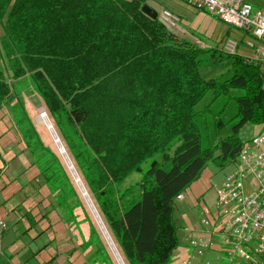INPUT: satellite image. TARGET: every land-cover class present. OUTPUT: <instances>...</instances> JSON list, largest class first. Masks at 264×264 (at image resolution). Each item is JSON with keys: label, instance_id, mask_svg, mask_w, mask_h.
Wrapping results in <instances>:
<instances>
[{"label": "trees", "instance_id": "1", "mask_svg": "<svg viewBox=\"0 0 264 264\" xmlns=\"http://www.w3.org/2000/svg\"><path fill=\"white\" fill-rule=\"evenodd\" d=\"M144 5L0 0V111L16 99L9 113L20 122L17 84L26 82L123 263L170 264L177 196L209 164L237 156L244 124L264 126L263 66L176 36ZM21 129L50 192L75 197L28 119ZM88 244L101 264H116L94 229Z\"/></svg>", "mask_w": 264, "mask_h": 264}, {"label": "rangeland", "instance_id": "2", "mask_svg": "<svg viewBox=\"0 0 264 264\" xmlns=\"http://www.w3.org/2000/svg\"><path fill=\"white\" fill-rule=\"evenodd\" d=\"M160 1V5L169 10L174 11L178 7L187 8L180 0ZM248 2L254 8L264 9V0H248ZM177 24L180 28L188 29L194 33V36L203 37L204 41L195 42L199 47L223 49L224 39L219 41V36L224 35L215 28L216 25H221L215 19L210 18L209 23H201L198 20L191 25L180 22ZM227 28L232 33L230 36L240 34L229 26ZM172 31L179 37L182 33L186 34L178 29ZM183 38L191 40L188 36ZM242 48L238 46L237 51L242 50L247 53L245 56H252L250 50L245 46ZM20 83L17 84L19 88L18 101L22 104V111L25 112V115L20 111V122L12 120L9 108L17 101L16 99L4 108L8 114L0 111V219H3L7 225L1 242L3 254L0 255V261L2 264H101L93 255L97 245H86L90 239L91 229H94L107 252L118 264L116 261L118 258L116 256L115 259L114 250H111L112 246L102 234L87 202L86 198L91 202L90 197L88 194L83 196L84 192L75 182L76 178L78 177L80 180V177L69 159L65 143L59 138L47 114V121L51 124L55 136L40 122L41 114L46 113L40 97L26 82ZM27 119L31 122L43 145L61 160L75 185L77 195L68 198L66 203L58 202V194H52L48 186L45 185L38 173L39 169L34 163L32 153L22 140L24 133L21 128ZM263 130L264 126L261 124L246 123L238 132L239 141L243 144ZM62 149L64 152L61 151ZM217 153L220 155L219 151ZM233 160L223 165L209 164L182 193L183 199L174 202L177 247L173 251L170 264H183L190 256L189 235L199 232L198 217L202 209L209 208L215 212L216 190L221 186L226 176L234 170ZM67 161L70 166L72 165L73 171L69 169ZM74 173L77 177H74ZM137 179L136 174L132 175V181ZM257 187L258 183L254 178H250L244 183L246 194H250ZM84 191L87 193L85 187ZM35 197L40 199L38 203H36ZM54 208L58 209L60 220L56 217L58 214ZM94 210L96 211V209ZM44 221L51 227L44 225ZM42 225L52 229L50 234L47 233L44 238H41V235L43 236Z\"/></svg>", "mask_w": 264, "mask_h": 264}, {"label": "built area", "instance_id": "3", "mask_svg": "<svg viewBox=\"0 0 264 264\" xmlns=\"http://www.w3.org/2000/svg\"><path fill=\"white\" fill-rule=\"evenodd\" d=\"M181 1L242 35L244 46L253 54L249 59L263 66L264 89V9L254 8L247 0ZM158 16L170 30L179 29V19L172 12L163 10ZM238 46L237 40L228 38L222 50L237 53ZM233 163L234 170L216 190L215 212L200 211L199 232L189 235L191 254L183 264H264V130L241 145ZM250 178L258 187L246 194L244 183ZM182 199V194L176 198ZM6 229L0 219V255Z\"/></svg>", "mask_w": 264, "mask_h": 264}, {"label": "crops", "instance_id": "4", "mask_svg": "<svg viewBox=\"0 0 264 264\" xmlns=\"http://www.w3.org/2000/svg\"><path fill=\"white\" fill-rule=\"evenodd\" d=\"M145 3H146V5L149 7V8H151L153 11H155V12H157V14L159 15V13L160 12H162L163 10H168V11H170V12H172L175 16H177L178 17V19H179V22L181 23V24H193L195 21H198L199 20V22H201V23H209V19L210 18H212V19H215V21H217L218 23H220L221 25H225V24H223L222 22H220L218 19H216V18H214V17H212V16H210V15H208V14H206V13H204V12H198V11H196V10H194L193 8H191L190 6H188V5H186L185 3H184V5L187 7V8H180V7H178L177 9H175L174 11L173 10H169V9H167L166 7H164V6H162V5H160V0H143ZM181 1V0H180ZM248 1V0H247ZM194 18H193V17ZM210 17V18H209ZM189 20H191V21H189ZM214 23V22H213ZM221 25H219L218 24V26L216 25L215 26V28H217V30L222 34V35H224V36H219V41H221L222 39H228V38H235V40H237L238 41V44H239V46H241V47H243L244 48V40L242 39V35L241 34H239L238 36H230L232 33L230 32V30L227 28V26H221ZM211 26V25H210ZM179 27V26H178ZM178 30H182V31H184L186 34L184 35L183 33L181 34V38H183V37H185V36H188V37H190V42H192V43H194L195 44V42H201L200 40H202V41H204V39H203V37L202 36H194V33H192V32H190L188 29H182V28H180L179 27V29ZM173 32V31H172ZM237 32V31H236ZM174 34H175V32H173ZM177 33V32H176ZM176 35V34H175ZM191 35V36H190ZM212 37H218V36H212ZM242 48V49H243ZM251 52V51H250ZM237 53L239 54V55H242V56H244V57H246V58H250V57H247V56H245V54H247L246 52H243L242 50L241 51H237ZM252 53V52H251ZM253 55V54H252ZM252 57V56H251ZM1 111H3L4 113H6V114H8L4 109H2ZM39 173V172H38ZM35 196V195H34ZM34 196H32V197H34ZM36 199V203H38L39 201H40V199L39 198H37V197H35ZM54 210H58V209H56V208H54ZM57 216L56 217H58L59 218V220L61 219L60 218V216H59V213H58V211H57ZM44 225H46V226H48L49 228L51 227L50 226V224H48V223H46L45 221H44ZM48 227H44L43 225H42V229H43V236L41 235V238H44V236L48 233V234H50V231H52V229H49ZM66 245L64 244V247H65ZM81 247V246H80ZM2 254L3 253H1V256H2ZM0 256V257H1ZM0 264H2V262L0 261Z\"/></svg>", "mask_w": 264, "mask_h": 264}, {"label": "water", "instance_id": "5", "mask_svg": "<svg viewBox=\"0 0 264 264\" xmlns=\"http://www.w3.org/2000/svg\"><path fill=\"white\" fill-rule=\"evenodd\" d=\"M142 11H143L146 15L150 16V17L153 18V19H155V18L158 16L157 12L153 11V10H152L151 8H149L147 5H144V6L142 7ZM50 127H51V126H50ZM218 155H219V153L216 152V153H215V157H217ZM71 168H73L72 165H71ZM74 174H75V173H74ZM75 176L77 177L76 174H75ZM75 182H76V183H77V182H80V180H79L78 177L76 178ZM80 183H81V182H80ZM81 186H82V184H81ZM80 190H83V192H84V193H82L83 196L87 195V193L84 191V187H83V186H82V188H81ZM91 202H92V201H91ZM104 227H105V226H104ZM106 232H107V230H106ZM107 234H108V232H107ZM108 239L110 240V244L112 245L111 250H114V251H113V254H115V255H114L115 259H116V256H117V258H118V259H116V261L118 262V264H124L123 261H122V259H121V257H120V255H119V253H118V251H117V249H116V247H115V245H114V243L112 242V240H111L109 234H108Z\"/></svg>", "mask_w": 264, "mask_h": 264}, {"label": "bare ground", "instance_id": "6", "mask_svg": "<svg viewBox=\"0 0 264 264\" xmlns=\"http://www.w3.org/2000/svg\"><path fill=\"white\" fill-rule=\"evenodd\" d=\"M40 118H41V119H39L40 122L43 123V124L48 128V130H50V132L52 133V135L55 136V133L53 132L52 126H51V124L49 123V121H47V118H46L45 116H43L42 114H41ZM50 126H51V127H50ZM67 162H68V161H67ZM68 167H69V169H70L71 171H73L72 168H71V166H70V163H69V162H68ZM74 177H76L75 174H74ZM77 183H78L79 187L82 188L81 185L79 184V182H77ZM81 191H83V190H81ZM85 196H87V195H85ZM86 199H87V202H88L90 208H91L92 211H93V214H94V216H95V218H96V221H97V223H98V225H99V227H100V229H101V231H102V234L105 236V238H106V240H107V239H108V234H107V232H106V230H105V228H104V226H103V223L101 222V220H100V218H99L97 212L94 210L95 208L93 207V205H92V203L90 202V200H89L88 198H86ZM108 242H110L109 239H108ZM111 246H112V245H111Z\"/></svg>", "mask_w": 264, "mask_h": 264}]
</instances>
